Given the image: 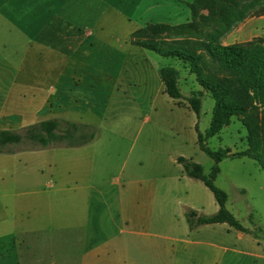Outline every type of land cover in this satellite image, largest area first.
Returning <instances> with one entry per match:
<instances>
[{
  "label": "rangeland",
  "instance_id": "1",
  "mask_svg": "<svg viewBox=\"0 0 264 264\" xmlns=\"http://www.w3.org/2000/svg\"><path fill=\"white\" fill-rule=\"evenodd\" d=\"M193 1L150 0L149 9L141 2L135 9L120 7L119 12L109 4L97 7L96 3L92 4L93 0H23L27 22L36 17L57 21L52 28L57 44L64 43L63 35L73 34V28L85 31L86 28L81 26L83 23H91L86 27H101L91 57L108 70L98 79L101 82V89L97 91L99 100L102 94V102L107 104L112 78L121 86L128 84L129 79L132 93L126 103L111 104L104 120L102 111L96 112L93 124L98 127L97 136L84 146L40 148L23 140L5 148L14 152H0V264H22L23 257L32 252L31 244L34 255L29 256L31 261L27 264H69L65 260L82 255L75 243L84 228H87V243L99 237L115 236L120 241L127 238V234L118 232L112 218L116 225L123 227L118 218L126 206L125 197L122 201L117 193L124 179L128 178L144 181L139 185L150 196L152 224L158 220L159 208L164 211L161 220L167 229L157 230L154 225H148L142 226V231L165 235L169 239L168 246L172 245L173 238L182 235L179 227L186 224L185 211L189 206H194L200 214L216 212L217 204L211 191L199 180L187 177L175 161L177 156L191 158L202 165L206 175L214 164L198 145L193 111L184 108H189L185 97L203 91L196 75L190 72L187 64L175 58L160 57L153 51L137 47L128 48L135 47L130 42L132 33L147 24L175 26L192 21L189 4ZM16 4L10 2L7 11L15 10ZM119 4L122 5L121 0ZM127 12L128 22L120 14ZM200 12L207 14L206 9H200ZM98 18L101 22L92 24ZM195 23L197 26L186 34L175 30L167 35L160 34L154 40H197L204 38L198 34L202 32L204 36L211 34L217 44L226 46L264 37V16H250L235 22L221 34H216L218 23L215 20L206 25L198 20ZM45 24L39 21L36 28L41 31L50 27ZM29 25L25 23L21 27L0 22V33L20 32L19 28L26 32ZM135 25L137 28H133ZM76 54H73L74 60H77ZM163 66H173L179 71L178 84L183 95L180 101H174L157 90L160 82L157 71ZM85 83V79L80 80V84ZM122 90L123 86L118 91ZM212 107L210 93L204 90L198 119L202 134L208 129ZM73 108L66 114L74 118L82 112L80 116L86 119L90 117L87 111H93L91 105L81 99L77 108ZM133 116L138 119L135 127L138 132L129 138L115 136L114 130L123 127L128 123L125 119ZM205 143L212 150L229 148L236 152L245 149L246 131L240 117H234L230 125L208 137ZM219 169L215 184L228 196L227 209L264 241V169L248 157L223 159ZM32 230L35 232L23 233ZM136 240L145 241L146 237L136 236ZM37 258L39 263L35 261Z\"/></svg>",
  "mask_w": 264,
  "mask_h": 264
},
{
  "label": "crops",
  "instance_id": "2",
  "mask_svg": "<svg viewBox=\"0 0 264 264\" xmlns=\"http://www.w3.org/2000/svg\"><path fill=\"white\" fill-rule=\"evenodd\" d=\"M10 2H16L15 10L20 8V11L14 9L7 11ZM125 2L127 4L124 6ZM141 2L146 3L145 8H150L148 4L150 0H121V6L119 0H93L92 4L96 3L97 7L109 4L120 12V7L135 9L140 6ZM120 14L125 20L127 19L128 12ZM30 19L32 21L27 22L28 19L26 20L24 17L23 0H0L1 23L21 27L25 23L30 24L29 31L26 32L19 28L20 32L0 33V131H18L40 121L62 119L95 126L97 129L95 139L98 133V127L93 124L96 112L99 110L100 113L101 110L102 120H104L111 104L126 103L128 96L132 93L129 79H127L128 84L122 85L123 90L120 92L118 91L122 87L120 82L114 81L115 78H112L109 84L108 95L110 98L107 104H103L102 94L99 100L100 94L97 91L101 89V82L98 79L108 70H104L103 65H99L91 57L94 52V42L99 41L97 35H100L102 28L95 29L90 25L86 27L91 23H83L81 26L86 28V32L84 29L82 31L78 28H71L74 31L73 34L63 35L65 42L57 44V36L52 29L57 24L56 20L49 17H43L41 20L37 17ZM39 21L44 24L47 22L46 24L50 27L38 30L36 27ZM99 22H101L100 18L95 19L92 24ZM133 28H137L136 25ZM134 46L127 47L130 49L141 48ZM66 49L68 50L65 51ZM108 52L106 51V53ZM75 53H78L76 54L77 60L73 59ZM83 79L86 80L85 85L80 84V80ZM159 80L157 90L164 93L163 84L160 78ZM114 91L120 93H114ZM80 99L83 100V103H89L93 109V111L86 110L90 116L86 119L80 116L82 110H74L78 113L81 112L76 116L77 119L66 114L68 110L74 109L73 107L77 108ZM184 108L188 111L190 109L187 106ZM63 113L65 114L63 115ZM194 116L193 126L195 129L198 120L195 114ZM125 120L128 123L113 132L119 138H129L138 132L135 128L138 120L136 116ZM178 165L182 167L180 164ZM142 182L144 181L140 179H124L120 185L119 193H117L122 201L125 197L124 205L126 206L122 211L121 218H118V221H122L123 227L120 228L119 225H116L114 218H112V223L119 228V233L127 234L128 237L121 241L115 236L99 237L87 243L85 240L87 228H84L80 231L78 243H75L76 247L81 250V257L69 258L65 261L69 264H264V241L249 226H244L248 230L247 232L235 230L226 223L205 224L190 230L186 221L184 226L179 227V232L182 235L173 238L171 246H168L167 240L169 239H166L165 235H161L159 232L142 231V226L148 225H154L157 230L167 229V225L162 223L161 216L164 211H161L160 208L157 211L159 213L158 220L152 224L149 214L151 210L150 196L144 193V188L140 187L139 184ZM204 187L206 186L204 185ZM189 208L196 210L192 205ZM95 230L98 233V228ZM29 232L35 231H23V233ZM140 235L146 237V240L137 241L136 236ZM30 246L32 250L30 255H34L33 244ZM29 256L23 257L22 264L28 263ZM35 261L37 263L38 258Z\"/></svg>",
  "mask_w": 264,
  "mask_h": 264
},
{
  "label": "trees",
  "instance_id": "3",
  "mask_svg": "<svg viewBox=\"0 0 264 264\" xmlns=\"http://www.w3.org/2000/svg\"><path fill=\"white\" fill-rule=\"evenodd\" d=\"M191 20L179 25L147 24L131 35L130 42L143 49L153 51L164 58H175L187 64L191 73L196 75L197 82L203 91L210 93L213 100L208 129L202 134L195 125L200 149L214 162L210 173L205 174L201 164L190 158L178 156L176 162L184 173L200 180L213 194L218 209L214 214L203 215L193 209H186L185 218L190 230L201 225L226 223L235 230H248L227 209V194L215 184L220 172L219 163L226 158L248 157L264 169V37H254L250 41L235 45L221 46L211 34H201L202 39L189 40L178 38L157 42L154 37L178 31L186 34L197 26L196 20L205 24L215 20L218 23L217 33L228 31L235 22L243 21L250 16H264V0H194L189 4ZM206 9L207 14L199 13ZM148 35V36H147ZM163 84V91L171 99L180 101L183 95L178 80L179 71L173 66H163L158 70ZM198 90L185 97L189 108L197 120L200 117L201 97ZM234 117H240L246 131L247 147L232 152L231 149H210L205 140L218 134L230 125ZM88 129H91L87 134ZM96 127L88 124L49 119L29 125L21 130L0 131V152L7 145L17 144L23 140L31 141L40 148L50 146L76 147L94 139Z\"/></svg>",
  "mask_w": 264,
  "mask_h": 264
}]
</instances>
